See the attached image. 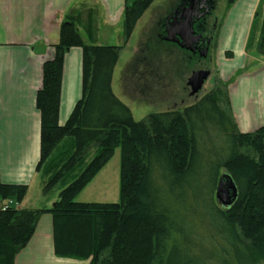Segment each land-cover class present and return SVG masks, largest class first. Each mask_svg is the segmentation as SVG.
<instances>
[{
  "label": "trees",
  "instance_id": "trees-1",
  "mask_svg": "<svg viewBox=\"0 0 264 264\" xmlns=\"http://www.w3.org/2000/svg\"><path fill=\"white\" fill-rule=\"evenodd\" d=\"M154 1L136 0L126 8V43ZM83 14V8L75 10L61 25L36 100L42 116L36 172L43 193L58 189L59 198L50 210L10 207L12 200L24 201L28 187L0 183V264H15L47 213L60 258L90 264L264 262V128L238 130L221 82L183 111L135 121L113 92L122 47L86 45L78 26L94 41L96 12L89 10L85 21ZM72 48L83 49V95L60 126L63 65ZM257 53L264 57V13ZM118 148L120 203H77ZM223 172L238 190L230 208L216 199Z\"/></svg>",
  "mask_w": 264,
  "mask_h": 264
},
{
  "label": "crops",
  "instance_id": "crops-1",
  "mask_svg": "<svg viewBox=\"0 0 264 264\" xmlns=\"http://www.w3.org/2000/svg\"><path fill=\"white\" fill-rule=\"evenodd\" d=\"M179 1L173 0L168 12ZM132 4L130 0H0V183L28 187L24 201L12 200V206L50 210L59 198L43 193L36 172L42 141V116L36 100L43 65L54 57L61 25L81 8L85 21L93 9L96 38L92 41L79 25L84 43L112 46V38L122 37L125 11ZM263 5L264 0H236L228 7L216 47L218 79L228 86L232 114L238 130L245 134L264 128V57L256 50L260 25L258 38L251 40L254 21L258 20L255 15ZM148 51H152L150 47ZM82 95L83 49L72 48L63 65L60 126L66 124ZM15 264H90V260L56 256L53 217L47 213Z\"/></svg>",
  "mask_w": 264,
  "mask_h": 264
},
{
  "label": "rangeland",
  "instance_id": "rangeland-1",
  "mask_svg": "<svg viewBox=\"0 0 264 264\" xmlns=\"http://www.w3.org/2000/svg\"><path fill=\"white\" fill-rule=\"evenodd\" d=\"M130 1L132 4L135 0ZM172 5L173 0H155L138 22L129 42H125L123 32L121 39L112 38L109 43L122 47L114 73L113 92L131 110L137 122L146 120L152 114L183 111L220 83L216 66V47L223 17L232 4H229V0H217V7L208 18L210 31L216 34V38L206 63L208 78L196 96H192L188 81L192 76L193 67L199 61L190 59L186 53L178 49L171 51L168 45L160 42L157 37L159 23ZM263 13L264 5L255 15L258 20L253 24L252 41L259 36L258 25L262 26ZM81 32L83 33L82 30ZM151 35L155 37L152 38ZM149 47L151 52L148 51ZM121 158L122 150L118 148L103 170L77 196L76 202L119 204ZM226 174L223 172V175ZM38 176L42 184L41 176ZM41 189L43 191V186ZM51 193L59 195L60 191L55 189Z\"/></svg>",
  "mask_w": 264,
  "mask_h": 264
},
{
  "label": "water",
  "instance_id": "water-1",
  "mask_svg": "<svg viewBox=\"0 0 264 264\" xmlns=\"http://www.w3.org/2000/svg\"><path fill=\"white\" fill-rule=\"evenodd\" d=\"M211 0H189L183 7L180 16L173 19L172 27L167 30L165 42L177 44L181 49L192 54L198 53L201 60L206 59L211 40L197 34L196 25L206 19L212 12ZM179 8V9H180ZM199 61L192 71L188 81L192 96H196L208 78V68L205 63ZM238 197V190L232 177L228 174L219 179L216 199L225 208H230Z\"/></svg>",
  "mask_w": 264,
  "mask_h": 264
},
{
  "label": "flooded vegetation",
  "instance_id": "flooded-vegetation-1",
  "mask_svg": "<svg viewBox=\"0 0 264 264\" xmlns=\"http://www.w3.org/2000/svg\"><path fill=\"white\" fill-rule=\"evenodd\" d=\"M188 1L189 0H180L179 3L177 4V6L174 7L173 9H171L170 12H168L163 17V19L160 22V30H159V32L157 34V37L160 40V42H163V43L167 44L168 47H169L168 49H170L171 51L172 50L174 51L177 48H179V49H181V48L177 44L165 42L164 38L167 36V30L172 27L171 24L173 23L174 17L176 18V16H180L181 13H179V11L182 12V9L180 7H183L185 4H187ZM209 4H210V7L212 8V12H211V14H212L213 11L215 10V8L217 7V0H211V2ZM209 16H207L205 20L200 21L196 25L197 34H202L203 37L211 40V44L209 46V52H208L207 58L205 60L204 59L201 60V58H200L198 53L192 54V53H190V52H188L186 50L181 49L184 53H186L189 56L190 59L196 60V62L201 60L205 64L207 63V61L210 58L211 48L215 44L214 41H215V38H216V34H214V32H212V31H210V28H209V25H208Z\"/></svg>",
  "mask_w": 264,
  "mask_h": 264
},
{
  "label": "built area",
  "instance_id": "built-area-1",
  "mask_svg": "<svg viewBox=\"0 0 264 264\" xmlns=\"http://www.w3.org/2000/svg\"><path fill=\"white\" fill-rule=\"evenodd\" d=\"M9 206L11 207L12 206V201L9 203ZM7 208V207H6Z\"/></svg>",
  "mask_w": 264,
  "mask_h": 264
}]
</instances>
